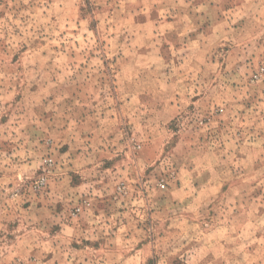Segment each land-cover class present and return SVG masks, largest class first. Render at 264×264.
I'll return each instance as SVG.
<instances>
[{"label":"rangeland","instance_id":"1","mask_svg":"<svg viewBox=\"0 0 264 264\" xmlns=\"http://www.w3.org/2000/svg\"><path fill=\"white\" fill-rule=\"evenodd\" d=\"M0 264H264V0H0Z\"/></svg>","mask_w":264,"mask_h":264}]
</instances>
